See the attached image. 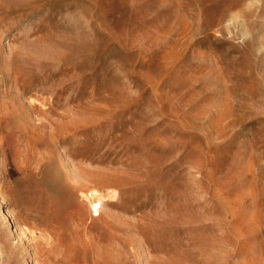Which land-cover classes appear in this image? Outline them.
Here are the masks:
<instances>
[{"label": "rangeland", "instance_id": "obj_1", "mask_svg": "<svg viewBox=\"0 0 264 264\" xmlns=\"http://www.w3.org/2000/svg\"><path fill=\"white\" fill-rule=\"evenodd\" d=\"M0 264H264V0H0Z\"/></svg>", "mask_w": 264, "mask_h": 264}, {"label": "bare ground", "instance_id": "obj_2", "mask_svg": "<svg viewBox=\"0 0 264 264\" xmlns=\"http://www.w3.org/2000/svg\"><path fill=\"white\" fill-rule=\"evenodd\" d=\"M89 196H90V198H93V199H94V198L99 197V196H101V195H100V193H99L98 191L93 190L92 193H90ZM99 200H100V199H99Z\"/></svg>", "mask_w": 264, "mask_h": 264}]
</instances>
